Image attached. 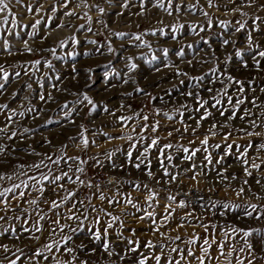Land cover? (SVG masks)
<instances>
[{
  "label": "rangeland",
  "instance_id": "1",
  "mask_svg": "<svg viewBox=\"0 0 264 264\" xmlns=\"http://www.w3.org/2000/svg\"><path fill=\"white\" fill-rule=\"evenodd\" d=\"M125 2L129 4L126 9L122 7ZM163 2L166 4L167 0H163ZM213 2L219 6L218 9L215 7L208 8L207 0H199V3H197V0H182L185 5H197V10L193 13L188 12L186 8H182L178 15L174 13L169 16L163 10L154 7L155 0H87V3L92 6L89 8H85L81 0H71L66 8L63 6V0H22L21 4L11 0L10 9L17 16L20 24L31 25L35 20L39 19L41 20V25L31 39H29V36L33 30L30 27L12 29L13 32H19L24 40H28L29 46L33 49L31 54L24 51L23 43L19 38L7 34L11 24L0 28V47H2L3 40L7 39L12 53V55H7V53L0 51V64L10 74L5 90L0 91V104H8L9 106L6 110H0V127L5 126V123H7L6 117L12 110L17 113L20 111L25 112L24 117L19 115L14 117V121L9 127V133L12 131L17 132L15 138L9 140L4 134H0V145L6 147L5 153L0 155V161L4 162L0 163V173L13 176L12 180H0V190L20 183L22 179H26L27 177L19 175L21 171L27 170L30 175H39V172L28 166L34 161L39 162L43 158V154H50L56 157L60 156L62 152L66 153L67 156H79L81 159L87 160L88 163L84 165L86 174L82 175L81 178L86 182L91 179L94 184H100L106 195L113 196L116 193L115 186H105L110 178L121 182L138 180L141 184L148 183L155 188H160V185L156 184V180L161 179L162 172L157 170L155 159L157 153L155 150H153L151 158L153 171L156 175L151 180L143 175V170L137 171L131 166L126 167L124 170L119 167L113 169L105 156V153L112 151L115 153L112 160L116 165L119 166L124 162V152L129 148V142L121 139H112L109 142L107 137L131 134L132 127H135L137 132H139L140 126L145 123L142 120L144 115L149 117L148 125L159 122V130L157 132L153 133L149 127L148 131L143 133L148 138V142L153 137H159L161 145L165 143L173 144L174 147L171 154L175 157L182 156V152L177 151L181 144L190 149L201 148V151L197 153L192 162L176 161L180 164L181 170L188 168L190 163L197 165L206 163L203 159L205 153L200 145V140L207 134L211 123L224 121L225 117H220L219 113L212 109L214 116L209 117L207 121H203L202 126L193 134L192 128L195 127V119H189V116H195L198 119L199 113L192 111L195 107L194 102L182 95V93L195 90L190 77L207 73L203 87L199 89L201 95L207 98L209 96L205 90L207 87L220 86L218 83L214 85L209 83L213 79L210 70L214 67H219L222 70L226 67V74H231L245 82L254 80L251 86L254 90H248L244 95L248 99L257 97V104L261 105V107H252V105L245 103L241 106V111L246 108H252L253 119L261 112H264V92L260 90L264 88V59L260 61V69H256L252 55L257 50L255 48L250 50L246 44V34L252 31L251 26L255 17L260 16L264 19V9H258L255 6L264 4V0H255V5L243 7L242 11L247 13L246 16L234 11L235 7L241 4V0H235V4L228 3V0H213ZM141 3L145 4L143 9L140 7ZM247 3L248 0H244V4L247 5ZM39 5H43V8L38 12L27 13V6L36 9ZM97 5L105 9L103 14L97 11ZM53 7L56 8L55 12L51 11ZM201 8L209 13L208 17L203 15L200 11ZM68 11H73L75 15L71 17L64 15ZM85 12L91 17L90 25L88 17L84 15ZM141 12L143 15L139 14ZM6 15L7 13L0 14V21ZM8 19L11 20V17H8ZM209 19L212 21L210 29L208 28ZM220 21L228 23V28H221L219 26ZM237 21L246 22L248 27L239 33L233 34L234 29L239 26L236 23ZM176 23H182L185 27L175 34L177 38L174 40L172 39L169 26ZM61 24L65 25V27H59ZM81 25H84V27L81 28ZM191 25L198 26L197 32H199V26H203L206 31L199 32V34L193 33ZM89 27L92 29L90 32L87 30ZM257 27L261 31H252V35L254 40L261 45V50H264V23L258 24ZM159 28H164L168 35L162 36L159 32L155 36L145 35L146 32L150 33L152 30ZM116 32L125 33L124 39L121 40L116 37L114 35ZM132 34L142 35L143 41L150 44L151 47H136L135 45H138L140 41L132 40L130 38ZM73 35L79 41L77 45H72L71 43L70 38ZM258 37L260 39L257 40ZM202 38L208 39L209 43L205 44ZM224 38L235 43L224 46L222 43ZM61 40L68 41L65 48L59 47ZM89 40H95L97 44H89ZM109 43L112 46V52L108 51ZM188 45H192V47H188ZM51 48H56L55 56L51 51H48ZM165 48L168 49L167 57L163 55V49ZM236 49L241 50L244 55L236 57L234 55ZM181 50L184 53L183 57L179 55ZM70 52H75L76 55L69 56L68 53ZM84 53H88V55H84ZM228 54H232V60L225 65L224 61ZM128 57H131L132 62L137 65L134 71H130L127 66ZM217 57L219 59H216ZM38 59L42 62L50 60L53 68H46L41 63L39 71H35L31 68V63ZM189 61H191V64L188 63ZM245 63L248 65L247 68L243 67ZM73 66L79 72L78 76L73 73ZM26 68L29 71V75L24 74ZM88 68L93 70L91 78L85 73V69ZM177 69L187 72L188 76H177ZM15 72H20L21 76L15 77ZM33 72L35 73L34 75L32 74ZM56 75L60 76V80L55 79ZM38 80L39 82H37ZM182 80L184 81L183 84L180 83ZM27 84H31V88H27ZM137 88L143 89V91L137 92ZM245 88H248L247 83H245ZM14 93L15 96L13 95ZM49 93L53 97L52 100L41 101L39 99L41 94L47 97ZM84 93L96 104L95 111H90L91 106L87 105L86 102L78 103ZM182 102H187L189 108L180 109ZM64 104H67L68 108H63ZM105 107L108 109L107 112L104 111ZM29 108L34 109V111H27ZM177 109L184 111L183 120L191 126L188 132L183 133L182 138L181 133L184 125L179 122L181 117ZM157 110H159V114H157ZM112 113L115 114L113 115ZM136 113H139L140 118H135ZM165 113L171 115L173 119H167ZM121 116H133L134 119L129 122L128 127H124L118 121ZM238 117L236 120L228 122L230 124L229 128L217 127L216 132L218 134L209 140L210 146L221 145L219 149L214 147H209L208 149L213 156V170L211 172L205 169L204 171L207 175L198 177V183L189 178L193 174L192 172L186 174L182 172L178 182L164 185L168 192L161 191V196H166L170 192L176 195L177 200L185 199L190 203L184 209L177 208L173 204L172 207L175 208L173 219L169 222L167 228H161V231L168 232L171 236L181 235L185 238L192 232H197L203 236L204 232L200 228L186 226L185 228L173 230L176 229L177 224L186 217L188 212H193L195 216H202L205 222L218 221L221 225L235 223L243 228L248 226L264 228V223L260 221L238 219V216L243 217L242 208L227 212L225 217L213 215V213H218L223 211V209L219 207L216 209L211 208V200L240 205L257 204L264 206V199H256L257 195L264 197V151H260L256 147L259 143L264 142V135L248 137L244 132L237 131L236 129L247 126ZM81 125L86 130L84 135L88 137L89 141H95V144L90 143L87 149H83L80 146ZM25 127L29 129L28 133L23 132ZM176 129H180V131L177 132L175 131ZM249 130L252 129L249 127ZM255 131L264 132V129L258 128ZM169 132H172L171 137L168 136ZM228 132H231L232 135L227 141H224L223 136ZM102 133H106L107 136ZM190 140H195V143L190 144ZM250 142L253 144V148L248 150L249 166L254 160L255 163L261 164V168L259 170L250 169L252 175L245 176L244 165L237 159L239 153L235 145H241L240 151H244L243 146ZM227 144H233L231 155L225 156L221 164H216L215 161L219 159L220 155H223ZM118 149H123L124 151H118ZM33 150L41 153V155L30 154ZM140 150L138 147L137 151L133 153L134 157ZM92 157H99L102 166L96 167V160L92 159ZM21 164L25 166L24 169L16 167V165ZM52 167L57 173L59 172L55 165ZM61 167H66L63 162ZM72 167L75 168L76 164L73 163ZM43 171L47 172V169H43ZM170 171L175 170L170 169ZM217 171H224V175L228 179L222 180L217 176ZM233 175L237 179L232 180L231 177ZM257 179L261 181L260 184L255 182ZM245 180L248 181L247 185L243 184ZM52 187L47 186L43 197H41L39 207L44 212H48V204L45 201L54 195ZM68 187L77 188L78 186L69 185ZM241 187L245 191L243 195L238 197L236 193ZM95 191V188L92 190L79 188L78 195L83 198L85 195H90L91 192ZM119 191L121 196L131 192L133 198L143 206V191H132L127 183H120ZM185 193H190V195L185 196ZM38 195L36 192H31V195L26 194L24 200L26 201ZM18 203L20 202L12 199L11 207L16 210L15 212H7L6 215L11 219L7 224L0 221V226L5 228L15 227L18 232L21 230L22 226H24V221L22 219L16 220L15 217L17 215L23 216L24 213L21 212L19 207H16ZM94 203L97 206L107 208L114 215L135 211L130 206L127 208L123 207L122 204L110 207L107 201L100 202L94 199ZM201 205H205L209 210L206 211ZM164 206L165 200L160 199L159 206L156 208L158 219L163 214ZM22 207L27 208L32 213L30 222L37 219L33 206L23 203ZM0 215H5V213L0 212ZM49 216L54 218L51 213H49ZM121 219L125 220L126 223L125 236L129 235V228H135L142 242L147 239L158 240V236H152L150 233L148 235L141 233V230L148 231L149 222L137 221L132 216L125 217L123 215H121ZM187 219L192 220V217H187ZM43 223L46 230L42 234H34L39 237L38 240L35 238L28 239L27 237L30 234L21 232L18 240L14 237L0 236V243L8 244L12 251L21 248L24 253L30 254L34 250L42 249L46 243L60 240L63 233L50 235L47 230L50 220H46ZM193 223H196V221L193 220ZM116 228H118V225ZM102 229L103 222L101 224ZM109 233L110 239L115 240V229H110ZM73 239L72 246L74 248L82 242L87 245L84 251L76 248L75 254L78 259L74 264H80V260H88V264H109V262L121 264L118 257H108L106 253H102L98 243L92 242L91 234L87 232V226L84 232L74 236ZM250 239L256 251L259 252L260 244L258 238L254 235ZM236 240L239 241L240 237H236ZM242 243L243 241H240L236 245L237 248ZM180 246L185 247L183 244ZM120 247H123V245ZM92 248L96 249L95 254L86 256L85 253ZM119 250L120 248H117V251ZM63 252L64 249L62 248L60 253H46L49 256V260L44 261L43 264H56L57 259L68 260L71 254L62 255ZM53 254H55L56 259L52 258ZM5 256L15 258L11 256V253H5L3 249H0V259ZM4 264H7V260H5ZM23 264H30V262L24 259ZM122 264H130V261L125 260ZM233 264H235V260H233ZM245 264H247V259H245ZM255 264H264V260H260L257 257Z\"/></svg>",
  "mask_w": 264,
  "mask_h": 264
},
{
  "label": "snow or ice",
  "instance_id": "2",
  "mask_svg": "<svg viewBox=\"0 0 264 264\" xmlns=\"http://www.w3.org/2000/svg\"><path fill=\"white\" fill-rule=\"evenodd\" d=\"M11 0H0V14L7 13L2 21H0V28H4L11 24V28L8 29V35L19 38L24 46V51L31 54L33 49L29 46L28 40H24L19 32H13L12 29L17 27L20 28H31L33 30L32 34L29 36V39L35 36V32L38 27L41 25V20L37 19L31 25H23L20 24L18 18L10 9ZM17 4H21L22 0H15ZM71 0H63V6L66 8ZM81 3L85 8L92 7L87 3V0H81ZM199 3V0H197ZM228 3L235 4V0H228ZM255 5V0H248L247 5L244 4V0H241V4L237 5L234 11L240 12L242 16H246L247 13L242 11V8L245 6H253ZM258 9H264V4L255 5ZM123 8H128L129 4L127 2L122 4ZM140 7L143 9L145 7L144 3L140 4ZM154 7L163 10L169 16H172L174 13L177 15L181 12L182 8H186L188 12H195L197 10V5L182 3V0H167L165 4L163 0H155ZM208 8H219L217 4H214L213 0H207ZM43 8V5H39L38 8L34 9L31 6L26 7L27 13H33L34 11H39ZM96 9L101 14L104 13L105 9L96 6ZM51 11L55 12L56 8L53 7ZM205 17L209 16V13L205 11L203 8L200 9ZM122 14V13H118ZM143 15V13H139ZM66 16H74L75 13L73 11L65 12ZM85 16L88 17V23L91 24V17L88 16V13H84ZM11 17V20L8 19ZM162 23V22H161ZM239 26L234 29V33H239L248 27L245 23H241L240 21L236 22ZM264 23V19L260 16H256L253 20V24L251 26L252 31L259 32L261 31L258 24ZM219 26L221 28L227 29L228 23L224 21L219 22ZM59 27L63 28L65 25L61 24ZM84 25H81L83 28ZM170 31L172 34V39H176V33L180 32L184 29L185 25L182 23H176L170 25ZM191 31L193 33L199 34V32H204L206 29L203 26H199V32H197V25H191ZM212 27L211 19L208 20V28ZM89 32L92 30L91 27L87 29ZM252 31H249L246 34V44L248 48L251 50L255 48L257 51L252 55V59L254 61L256 69H260V61L264 59V50H261V45L254 40L252 35ZM159 32L162 36L168 35L165 32L164 28H159L152 30L150 33H145V35L150 34L155 36ZM27 35V33H25ZM116 37L123 40L125 37V33L116 32L114 33ZM132 40L140 41L136 47H148L151 45L147 42L143 41L142 35L140 34H132L130 37ZM72 45H77L79 41L73 35L71 38ZM205 44L209 43L208 39L202 38ZM260 37L257 38V40ZM89 44L95 45L97 41L89 40ZM224 46H228L230 43H235L227 38L222 40ZM68 44V41L61 40L59 43L60 48H65ZM188 47H192V45H188ZM0 51L7 53V55H12L10 51V45L7 39L3 40L2 47H0ZM55 56L56 48L48 49ZM108 51L112 52V46L108 44ZM69 56H75V52L68 53ZM84 55H88V53H84ZM163 55L165 57L168 56V49H163ZM179 55L183 57L184 53L181 50ZM234 55L236 57H241L244 55L241 50L236 49ZM155 59V57H153ZM216 59H219L218 57ZM128 68L130 71H134L137 68V65L132 62V58L128 57ZM232 60V54H228L225 58V65H227ZM41 63L43 66L49 69L53 68V64L50 60H35L31 63V68L35 71H39ZM191 64V61L188 62ZM171 66V65H166ZM243 67L247 68L248 65L245 63ZM73 73L78 76L79 72L76 67H72ZM92 69H85L86 75L91 78ZM211 75L213 79L209 81L210 84H219V87H207L205 90L209 94L207 98L201 95L199 89L203 87V82L205 80V75L190 77V80L193 82L194 91H187L182 93V95L191 99L195 107L192 109L194 113H199V118L196 119L195 116H189V119H195V127L192 128L193 134H195L196 130L202 126L203 121H207L209 117H213L214 113L211 111L215 109L216 112L219 113L220 117H225L224 121L221 122H213L210 124L208 128L207 134L204 135L203 139L200 140V145L203 147V151L205 153L203 159L206 163H201L197 165L195 163H190L188 168L180 169V164L176 161L179 160L181 162L187 161L192 162L194 158L197 156V153L201 151L200 147L197 148H189L185 147L182 144L179 145L177 151L182 152V156L175 157L171 154L173 149V144L165 143L163 145L160 144L159 137H153L150 142H148V138L143 135L144 132H147L149 127L153 133L159 130V122L157 121L154 124L148 125L147 121L149 117L144 115L142 120L145 122L140 126V131L137 132L135 127H132L131 134L121 135L119 137H107L109 142L112 139H121L129 142V148L126 152H124L125 160L119 166L115 164L112 160L114 156V152L109 151L105 153L107 160L109 161L111 167L116 169L119 167L121 170H124L126 167L131 166V168L136 169L137 171L143 170V175L147 176L150 180L153 179L156 173L153 171V162L151 158V154L153 150L156 151L157 155L156 166L157 170L162 172L161 179L156 180V184L160 185V188H155L148 183L141 184L138 180H125V181H115L110 178L105 186H115L116 193L113 196L106 195L102 190L100 184H94L92 180H88L87 182L82 179V175L86 174V169L84 165L88 163L87 160L81 159L79 156H67L66 153L62 152L60 156L54 157L50 154H43V158L39 162H33L28 167L39 172V175H30L27 170L21 171L19 175L27 177L26 179H22L20 183L13 184L11 187L3 188L0 190V212L5 213V215H0V221L7 224L11 219L6 215L7 212L12 211L15 212V208L11 207L12 199H16L20 203L16 205L21 209V212L24 213L23 216L17 215L15 217L16 220H23L24 226H22L21 230L18 232L15 227L5 228L0 226V236H4L7 238L14 237L15 239H20L21 232L29 233L28 239L35 238L39 239L38 236H35V233H43L46 229L44 226V221L50 220V224L48 226V231L50 235H56L58 233H63L60 240H53L51 243H46L43 245L42 249H37L32 251L30 254L24 253L23 249L17 248L15 251L9 247L8 244L0 243V249H3L5 253H11L12 257L5 256L3 259H0V264H4L5 260H7V264H23V260L27 259L30 264H43L44 261L49 260V256L46 253H60L61 249H64L62 255H70L68 260H56V264H74V262L78 259V256L75 254L76 248H79L81 251L87 248V245L83 242L74 248V236L84 232L85 227L87 226V232L91 234V240L93 243H98L99 248L102 250V253H106L108 257L116 256L119 261L122 262L125 260H129L130 264H233V260H235V264H245V259H247V264H255V260L259 257L260 260H264V228L261 227H252L248 226L247 228L239 227L235 223H225L221 225L218 221H208L205 222V219L202 216H195L193 212L186 213V217L182 219L176 226L175 230L180 228L192 227V228H200L203 230L204 235L201 236L197 232H192L186 238L181 235L171 236L168 232L161 231V228H167L169 222L173 219L175 208L172 207L173 204L176 205L177 208L184 209L188 207L189 201L185 199L177 200L176 195H173L169 192L166 196H161V191L168 192V189L164 187V185L171 184L172 182H178V178L181 173L184 174L188 172H192L193 174L189 177L193 181H198V177H203L207 175L204 171L205 169L208 172L213 170V156L208 151L209 147H214L215 149H219L221 145L217 144L214 146L209 145V140L211 137L216 136L218 133L216 132L217 127L220 128H229V121L236 120L239 114V120L244 122L247 126L244 128H238L237 131L244 132L248 137H259L264 135V132H257L255 129H264V112H261L255 119H253L254 113L252 112V108H246L241 111V106L245 103L252 105V107L259 108L261 105L257 104V97H253L252 99H248L244 93L248 90L252 89V84L254 80L250 81H242L231 74H226L227 68L220 69L219 67H214L211 70ZM0 91L5 90V86L9 81L10 74L2 64H0ZM25 75H29V71L26 68ZM35 74L34 72L32 73ZM177 76H188L187 72H182L179 69L176 71ZM15 77H20V72L14 73ZM75 78V76H74ZM51 79V77H49ZM56 80H60V76L56 75ZM39 82V80L37 81ZM127 83V81H125ZM181 84L184 83L182 80ZM245 83L248 84V88H245ZM234 86V87H232ZM27 88H31V84L26 85ZM55 87V85H53ZM231 88V91H230ZM264 92V88L260 89ZM137 92H142L143 89L137 88ZM147 94V93H146ZM15 96V93L13 94ZM75 95V93H73ZM150 95V94H148ZM41 101L52 100L53 97L51 93L48 94L47 97L41 94L39 96ZM155 99V98H153ZM91 106L90 111H95L96 104L94 101L86 94H82V99L78 101V103H85ZM8 104H0V110L8 109ZM123 107V105H121ZM63 108H68L67 104L63 105ZM189 104L187 102H182L180 104V109H188ZM179 115L181 120L179 121L184 125L183 132L181 133V138L183 137V133L188 132L190 125L186 124L183 120L185 115L184 111H180ZM203 110V111H202ZM27 111L32 112L34 109L29 108ZM104 111L107 112V107L104 108ZM113 115L115 113H112ZM157 114H159V110H157ZM19 115L20 117L25 116L24 111H20L17 113L15 110H12L9 115L6 117L7 123L5 126L0 127V134H4L7 139L11 140L17 136V132L12 131L9 133V127L11 123L14 121V117ZM67 115V114H66ZM167 119L172 120L173 117L165 113ZM135 118H140L139 113L135 114ZM134 119L133 116H121L118 118V121L124 127L129 126V122ZM74 122V121H73ZM81 127L80 134V146L83 149H87L91 144H95V141H89L88 137L84 135L86 131ZM249 127L252 130H249ZM175 131L179 132L180 129H176ZM24 133H28L29 129L27 127L23 128ZM107 136L106 133H102ZM232 135L231 132H228L223 136V140L227 141L229 137ZM168 136H172V132L168 133ZM50 143V142H49ZM190 144H194L195 140H190ZM66 147V146H64ZM141 150L134 157L133 153L137 151V148ZM237 152L239 153L237 159L242 162L244 165V175L251 176L252 172L250 169L259 170L261 168V164H257L254 160L251 162L249 166V158H248V150L253 148V144L250 142L244 147V151H240L241 145H235ZM256 147L260 151H264V142L259 143ZM233 149V144H227L224 150L223 155H220L219 159L215 161L216 164H221L224 160L225 156L231 155ZM6 151V147L4 145H0V155H3ZM118 151H124L123 149H118ZM34 155H41V153L35 152L33 150L32 153ZM92 159L96 160V167H101V161L99 157H92ZM66 167H61V164ZM0 163H4L0 161ZM75 163L76 167L73 168L72 164ZM53 165L59 169V172L53 169ZM18 169H24V165H16ZM43 169H47V172H44ZM173 169L175 171H170ZM199 169V170H198ZM226 171V169H225ZM217 176L222 180H227L228 177L224 175V171H217ZM166 178V179H165ZM12 180L13 176L6 175L4 173H0V180ZM232 180L237 179L235 175L231 177ZM257 184H260L261 181L257 179L255 181ZM120 183H127L132 191L135 192H144V203L143 206L133 198L131 192H128L121 196L119 187ZM243 184L247 185L248 181H243ZM69 185L78 186L77 188H69ZM47 186H53V197L47 199L45 202L48 204V212H44L42 208L39 207L41 203V197L46 191ZM250 187V186H249ZM79 188H87L88 190L96 189L95 192H91L90 195H85L81 198L78 195ZM244 188L241 187L237 191V196H241L244 194ZM31 192H36L39 195L32 197L31 199L24 200L26 194L31 195ZM63 193V194H61ZM11 194V196H10ZM185 196L190 195V193H185ZM255 195V194H254ZM95 200H99L100 202L107 201V204L111 207L114 205H123V207H131L135 209L134 212H122L121 215L128 217L132 216L137 221H147L148 223V231L141 230V233L144 235H148L149 233L152 236H158V240L154 241L153 239H147L142 242L139 235H137V230L135 228H129V235H124V229L126 228L125 220L121 219V215H114L112 211H109L107 208L102 206H97L94 203ZM165 200V206L163 209L162 216L158 219L156 208L159 206V200ZM256 199H264V197L256 196ZM26 203L30 206H33V211L35 212L37 219L35 221L30 222V218L32 213L28 211L27 208L22 207V204ZM202 208H205L206 211L209 209L206 208L205 205H201ZM219 207L223 209V211H219L218 213H213V215H219L220 217H225L227 212L232 211L233 209H243V217H237L238 219H252L255 221H260L264 223V206H260L257 204H233L231 202H223L220 200H211V208L216 209ZM151 209V210H149ZM43 213V214H41ZM49 213L52 214L51 218ZM95 213V215H93ZM139 213V215H137ZM187 217H192V220L187 219ZM106 218V219H105ZM193 220L196 223H193ZM71 222V223H69ZM103 222V229L101 230V224ZM118 225V228L116 226ZM110 229H115L116 239H110ZM258 238L260 244V251L257 252L251 242L253 236ZM236 237H240V240L237 241ZM243 241L241 246L237 248V244ZM183 244L185 247H181ZM123 245V247H120ZM117 248H120L117 251ZM96 252L95 248L89 249L88 252L85 253L86 256L94 255ZM135 254V255H133ZM53 259H56L55 254L52 256ZM80 264H88V260H80ZM109 264H114V262H109Z\"/></svg>",
  "mask_w": 264,
  "mask_h": 264
},
{
  "label": "built area",
  "instance_id": "3",
  "mask_svg": "<svg viewBox=\"0 0 264 264\" xmlns=\"http://www.w3.org/2000/svg\"><path fill=\"white\" fill-rule=\"evenodd\" d=\"M196 196V195H195Z\"/></svg>",
  "mask_w": 264,
  "mask_h": 264
}]
</instances>
